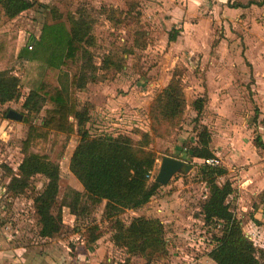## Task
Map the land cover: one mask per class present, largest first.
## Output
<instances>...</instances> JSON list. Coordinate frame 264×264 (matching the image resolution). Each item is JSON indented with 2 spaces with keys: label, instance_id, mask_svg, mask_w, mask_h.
Masks as SVG:
<instances>
[{
  "label": "rangeland",
  "instance_id": "obj_1",
  "mask_svg": "<svg viewBox=\"0 0 264 264\" xmlns=\"http://www.w3.org/2000/svg\"><path fill=\"white\" fill-rule=\"evenodd\" d=\"M32 1L33 7L28 11L13 20L4 17L0 21V69L20 80V98L0 105V165L18 174L23 159L22 143L29 127H38L45 111L52 107L48 98L39 113H27L22 104L30 90L45 83L74 93L80 109L86 106L89 113L86 127L92 136H129L143 149L153 152L156 160L148 177L150 183L154 182L163 156L185 161L192 169L186 174H176L167 185H160L141 209L114 213L105 208V202L92 203L69 170L70 156L79 137L50 132L45 139L34 140L30 151L45 155L60 166L57 207H62L63 228L51 239L39 236L33 199L45 187L44 177L34 176L28 190L16 196L7 191L9 173L1 169L0 264H66L69 257L90 259L96 257V250L100 252L104 248V260L108 264L126 260L129 264H213L205 255L213 248V237L219 233L214 226L204 224L200 215L208 197L207 186L199 172L203 162L189 160L187 151L197 146V134L203 126L209 127L216 141L222 128L227 133L232 132L247 148L244 152L234 149L233 157L247 154L252 161L259 162L260 154L252 147V142L256 137L264 139V103L254 100L255 80L250 73L247 79H237L238 87L234 88L240 99L235 98L233 103L227 101V109L230 104L233 106L232 127L228 125L229 118L222 123L217 120L215 107L211 112L206 106L196 118L192 104L199 97L198 86L204 81L205 69L215 63L214 56L208 53L221 35L227 43H221L220 48H231L235 52L237 48L239 51L250 49L255 55L263 54L264 6L253 5L242 13L231 6L248 0H204V4L198 3L195 7L186 6L184 0ZM69 15L82 17L91 24L94 44L81 45L87 54L77 53L73 61H67L56 71L46 69L42 61L31 60L34 43L33 48L28 49V42L38 39L44 24L61 22L69 27ZM171 34L176 36L172 41L169 40ZM256 59L260 68H264V59ZM105 60L116 61L119 69H105ZM73 75H79L81 81L70 89ZM173 78L183 89L184 112L173 121L155 118L156 97ZM260 90L264 92V88ZM8 110L22 113L27 121L7 119ZM217 159L223 167L221 159ZM258 166L254 171L261 172L262 166ZM232 169L239 177L243 167ZM243 170L252 175L248 168ZM76 193L79 201L73 214L69 205L75 203ZM139 216L159 217L163 221L166 254L143 257L114 246V222L120 220L128 224ZM95 227L98 239L89 245L87 241ZM255 247L259 251L257 256L264 251L257 244Z\"/></svg>",
  "mask_w": 264,
  "mask_h": 264
},
{
  "label": "trees",
  "instance_id": "obj_2",
  "mask_svg": "<svg viewBox=\"0 0 264 264\" xmlns=\"http://www.w3.org/2000/svg\"><path fill=\"white\" fill-rule=\"evenodd\" d=\"M252 4L263 6L264 0L250 1L244 7ZM32 7L31 0H0V21L4 17L14 19ZM236 7L242 5L236 4ZM68 21L69 27L61 22L44 24L29 58L42 61L47 69L57 70L67 61H73L77 53L87 54L81 45L94 44L91 24L82 17L75 18L72 15L68 16ZM175 38L176 36L171 34L169 40ZM103 67L119 69L116 61L112 60H105ZM80 81L79 75H73L69 88H76ZM67 92L61 87L45 83H41L37 89L30 90L22 104L27 113H39L46 98L52 103V107L45 111L38 127H29L27 137L22 143L23 159L18 166V174L10 167L0 165V170L4 169L9 173L7 191L16 196L28 190L34 176L41 175L45 178V187L33 199L40 228L39 236L43 238H52L61 233L63 228L62 207H57L60 166L47 156L30 151V145L34 140L45 139L50 132H54L55 135L79 137L78 144L70 156L69 170L81 184L85 196L94 204L105 202V208L114 213L137 210L151 200L160 186L148 180L156 160L154 153L143 149L139 142H135L129 136L121 134L92 136L86 127L89 122L86 106L80 109L74 93ZM19 98V78L7 70H0V105L17 101ZM185 103L182 86L173 78L156 97L153 115L155 118L173 121L182 116ZM205 105V97H199L193 102L196 118L202 115ZM22 121L27 119L23 116ZM143 137L147 135L143 134ZM210 141V132L203 126L197 134V146L187 151L189 160L202 161L213 158ZM254 144L264 151V144L259 138L254 139ZM199 172L208 189V197L201 206L203 221L209 227L214 226L219 233L213 237L215 244L208 256L216 264H264V251L257 256L259 251L245 236L241 222L231 209L229 197L234 190L228 180H221L226 170L202 164ZM78 201L79 195L76 193L75 203L69 205L73 214ZM113 228L112 239L117 248L143 257L149 254L160 256L166 254L165 229L157 218L139 216L128 224L116 220ZM95 229L96 227L89 235L87 241L89 245H93L98 239V235L94 233ZM118 264L129 262L126 260Z\"/></svg>",
  "mask_w": 264,
  "mask_h": 264
},
{
  "label": "crops",
  "instance_id": "obj_3",
  "mask_svg": "<svg viewBox=\"0 0 264 264\" xmlns=\"http://www.w3.org/2000/svg\"><path fill=\"white\" fill-rule=\"evenodd\" d=\"M48 1L49 0H46L44 3ZM250 1L259 2V0H248L246 2L238 1L239 4L242 5V7L231 6V8L234 11L235 9H238L240 12L243 13L244 10L254 5L252 4L250 6L244 7L248 5ZM39 2H42V0H39ZM184 2H186L185 5L188 7L189 6L195 7L198 5V3L201 5L204 4V0L203 1L192 0V2L191 0H184ZM231 8L227 7V9H231ZM35 40L37 39H33L32 41H29L26 48H28V45L34 43ZM221 43L222 44L227 43V40L224 39L223 35H221L220 39L217 40L215 47L211 48L208 53V56H214L215 63L211 67L205 69L204 81L198 86L200 92L198 96L206 98L205 107L207 106L206 108L209 111H211L213 107L216 108L215 111H213L214 109L212 111L215 112V115L217 116V120L220 123H222L223 119L229 118L228 125L232 127L233 125L231 123V119H233V116L230 115V113L231 114L234 113L232 111L233 106L230 104V106H228V109L230 107V111H228V109L226 108V104H228L227 103L228 100H230L229 103H233L235 101V98L240 99L239 97L240 94L234 88L235 86L238 87L237 79L240 78L247 79L250 76V73H252L253 76L252 78L255 80V85L252 86V88H254L255 90L254 92L255 95L253 96L254 100L257 101L259 99L261 103H264V92L263 90H260V88L261 89L264 88V68H260V63L254 61L255 58H257L256 60L264 59V50L262 51L263 54L259 55L256 53L255 55L253 51H251L250 49H247L245 51L241 49L239 51V49L237 48L236 51L237 53H236L231 48L226 49L223 46L222 48H220L219 46ZM65 65L61 66V68L64 67ZM203 67L206 68L207 65H204ZM0 70L3 69L1 68ZM22 119H23V115H22ZM21 121H17V122H21ZM206 128L209 129L208 126H206ZM219 132L220 134L218 135V139H219L218 141H216L211 136L210 149L214 157L221 159L220 161L223 162L224 166L223 167L221 165L220 166L226 170V174L223 178H221V180L222 181L228 180L231 183V186L234 190L233 194L229 197L231 209L234 215L236 216V218L241 222V226L245 236L250 241H252L254 245L257 244L260 248H264V151L256 147L254 142H252L253 143L252 147L260 154L259 162L252 161L251 155H249L250 156L249 158V156H246L247 154H243L240 157H236V156L233 157V154L231 152L234 149L240 152H244L247 151V148H245L246 146L240 144V142H238L235 139V136H232V132L227 133L222 128H220ZM259 139L264 144V139L263 140L262 138ZM225 148H227V151H224ZM258 165L262 166L261 172L254 171V168L259 167ZM238 166L243 167V169L248 168L249 170H251L250 174H252L253 176L247 175L248 171L246 172V170L244 171L242 169L243 171L242 170L239 171L240 175L238 177L237 173L234 172V170L232 169V167H238ZM157 218L160 219L159 217ZM47 239H51V238H47ZM80 244L83 245V242L81 241ZM104 250L100 249V252L99 250H96L95 252L96 257L90 259L89 258L86 259V257L84 259H81L80 256L76 257V259L69 257L70 259H68L66 264H76V263L91 264L95 262L96 264L105 263ZM210 250L207 251L205 258H207L213 264H216L208 256Z\"/></svg>",
  "mask_w": 264,
  "mask_h": 264
},
{
  "label": "water",
  "instance_id": "obj_4",
  "mask_svg": "<svg viewBox=\"0 0 264 264\" xmlns=\"http://www.w3.org/2000/svg\"><path fill=\"white\" fill-rule=\"evenodd\" d=\"M6 117L11 120L21 121V113L15 110H9ZM192 169V165L169 156H163L160 161L158 173L154 179V182L160 185H167L170 179L178 173L186 174Z\"/></svg>",
  "mask_w": 264,
  "mask_h": 264
},
{
  "label": "built area",
  "instance_id": "obj_5",
  "mask_svg": "<svg viewBox=\"0 0 264 264\" xmlns=\"http://www.w3.org/2000/svg\"><path fill=\"white\" fill-rule=\"evenodd\" d=\"M28 49H32V46L28 45ZM202 162H203V165H207V166H211V167L220 166L219 161L216 157L204 159V160H202Z\"/></svg>",
  "mask_w": 264,
  "mask_h": 264
}]
</instances>
